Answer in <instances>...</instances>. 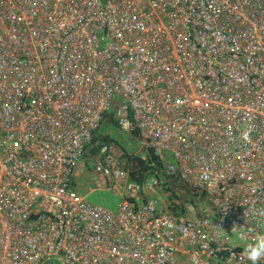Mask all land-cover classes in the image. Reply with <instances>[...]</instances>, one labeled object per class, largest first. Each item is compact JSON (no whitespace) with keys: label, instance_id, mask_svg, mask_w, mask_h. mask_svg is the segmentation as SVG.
Instances as JSON below:
<instances>
[{"label":"built area","instance_id":"2783aa9c","mask_svg":"<svg viewBox=\"0 0 264 264\" xmlns=\"http://www.w3.org/2000/svg\"><path fill=\"white\" fill-rule=\"evenodd\" d=\"M106 115L163 165L102 143L116 211L75 181ZM258 235L264 0H0V264H251Z\"/></svg>","mask_w":264,"mask_h":264},{"label":"rangeland","instance_id":"374dc122","mask_svg":"<svg viewBox=\"0 0 264 264\" xmlns=\"http://www.w3.org/2000/svg\"><path fill=\"white\" fill-rule=\"evenodd\" d=\"M109 117H111V115H107L101 122L100 127L97 130V136H107L108 140L110 139L111 141L119 143L126 151L131 152L134 155L143 156L146 152V149L138 147V142L136 141L135 136L125 133L118 127V125L109 124ZM98 139L96 141H98ZM87 158L88 155H86L85 159H83L85 165ZM82 164L80 162H77L75 165V171L77 172L75 181L77 184H79V188L85 194L86 199L94 204H99L107 207L111 211H116L117 205L120 200L119 197L117 195H114L111 190L105 189L102 185H98V189L90 191V188L96 186V184L93 182H89L91 180V174L87 172L90 170L89 168H87V166H84ZM44 264L60 263L55 259H51L46 261Z\"/></svg>","mask_w":264,"mask_h":264},{"label":"trees","instance_id":"16d2710c","mask_svg":"<svg viewBox=\"0 0 264 264\" xmlns=\"http://www.w3.org/2000/svg\"><path fill=\"white\" fill-rule=\"evenodd\" d=\"M109 118V124L117 125V122L112 115ZM97 139L99 144L93 146L89 150V153H87V155H89L86 161V166L89 169H92L90 163L91 158L97 153L102 143L111 142L110 139L108 140L107 136H97L96 132L93 141L95 142ZM124 157L126 158V163L130 170V176L136 180H141L143 177H145V175L152 174L155 171L160 172L163 166L159 157L151 149L146 150L145 158H142L141 155H134L128 151H125ZM162 182L164 185V191L167 192L169 198L171 199H178L180 194L184 193V191L187 192V189L184 187V185L174 176L165 177Z\"/></svg>","mask_w":264,"mask_h":264},{"label":"clouds","instance_id":"9594fccd","mask_svg":"<svg viewBox=\"0 0 264 264\" xmlns=\"http://www.w3.org/2000/svg\"><path fill=\"white\" fill-rule=\"evenodd\" d=\"M238 239L241 242L247 240L246 233H239ZM243 256L251 261V264H259L260 261H264V235H258L255 243H244Z\"/></svg>","mask_w":264,"mask_h":264},{"label":"crops","instance_id":"0c3cea01","mask_svg":"<svg viewBox=\"0 0 264 264\" xmlns=\"http://www.w3.org/2000/svg\"><path fill=\"white\" fill-rule=\"evenodd\" d=\"M90 171H88L87 173H90L91 175V180L89 182H93L95 183L96 185H102L104 187V179L99 175V174H96L93 170L89 169ZM93 171V173H92ZM96 178V179H95Z\"/></svg>","mask_w":264,"mask_h":264}]
</instances>
